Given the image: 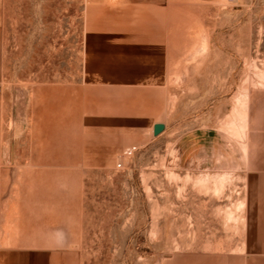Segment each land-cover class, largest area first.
Returning <instances> with one entry per match:
<instances>
[{
  "label": "rangeland",
  "instance_id": "1",
  "mask_svg": "<svg viewBox=\"0 0 264 264\" xmlns=\"http://www.w3.org/2000/svg\"><path fill=\"white\" fill-rule=\"evenodd\" d=\"M108 7L0 4V253L29 185L32 89L90 86L132 138L108 172L79 183V264H264V0H168L118 8L116 22ZM114 37L136 48L129 66L84 83Z\"/></svg>",
  "mask_w": 264,
  "mask_h": 264
},
{
  "label": "crops",
  "instance_id": "2",
  "mask_svg": "<svg viewBox=\"0 0 264 264\" xmlns=\"http://www.w3.org/2000/svg\"><path fill=\"white\" fill-rule=\"evenodd\" d=\"M87 1L98 6L108 4V15L116 22L118 8L127 14L132 8L158 7L168 0ZM187 1L214 4L220 0ZM4 2L0 0V4ZM248 2L250 0H240L241 4ZM109 44L105 59L108 63L103 64L99 46L98 53L92 55L88 64L97 68V75L85 77L84 83L99 84V70L103 65L114 68V73L117 66H129L131 54L126 52L136 49L132 42L126 37L119 41L114 37ZM138 49L147 48L141 46ZM108 81L115 79L109 78ZM96 89L62 85L32 89L29 103L30 154L26 160L29 185L13 203V234L7 239L3 237V244L10 246L0 253V264H79L82 254L75 245L79 243L80 236L79 183L86 172H108L117 154L124 150L122 140L132 138V123L109 118L106 116L109 112L102 110L100 99L94 102L92 92ZM74 180H77V186H71ZM260 253L254 251L248 255L255 259L260 257Z\"/></svg>",
  "mask_w": 264,
  "mask_h": 264
},
{
  "label": "water",
  "instance_id": "3",
  "mask_svg": "<svg viewBox=\"0 0 264 264\" xmlns=\"http://www.w3.org/2000/svg\"><path fill=\"white\" fill-rule=\"evenodd\" d=\"M164 130V125L161 123H156L153 125L152 134L153 136H158Z\"/></svg>",
  "mask_w": 264,
  "mask_h": 264
},
{
  "label": "built area",
  "instance_id": "4",
  "mask_svg": "<svg viewBox=\"0 0 264 264\" xmlns=\"http://www.w3.org/2000/svg\"><path fill=\"white\" fill-rule=\"evenodd\" d=\"M230 3H234V2H236L237 0H228ZM118 168L121 166L120 164H117L116 165Z\"/></svg>",
  "mask_w": 264,
  "mask_h": 264
}]
</instances>
